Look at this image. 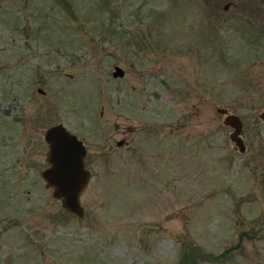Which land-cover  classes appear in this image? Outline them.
<instances>
[{"label": "rangeland", "instance_id": "374dc122", "mask_svg": "<svg viewBox=\"0 0 264 264\" xmlns=\"http://www.w3.org/2000/svg\"><path fill=\"white\" fill-rule=\"evenodd\" d=\"M263 108L264 0H0V264H264ZM57 122L81 218L39 174Z\"/></svg>", "mask_w": 264, "mask_h": 264}, {"label": "water", "instance_id": "95a60500", "mask_svg": "<svg viewBox=\"0 0 264 264\" xmlns=\"http://www.w3.org/2000/svg\"><path fill=\"white\" fill-rule=\"evenodd\" d=\"M114 76H122L124 69L114 65ZM41 91L40 88H38ZM224 113V122L234 128L236 143L243 148L239 137L242 128V120L235 113H228L224 108L218 109ZM260 118L264 119V108L259 112ZM44 139L47 143L45 160L47 165L40 170V175L45 181L46 187H51L52 195L59 199L62 207L69 213L83 217L84 205L81 195L86 190L91 179V171L87 167V148L83 140L70 130L63 122H57L48 126L44 131ZM123 140H119L121 144ZM243 235H249L242 230L238 234V242L233 247H238Z\"/></svg>", "mask_w": 264, "mask_h": 264}, {"label": "flooded vegetation", "instance_id": "af4514ba", "mask_svg": "<svg viewBox=\"0 0 264 264\" xmlns=\"http://www.w3.org/2000/svg\"><path fill=\"white\" fill-rule=\"evenodd\" d=\"M224 109H225V111L227 112V109L225 108V107H223ZM229 113V112H228ZM227 125H229V124H227ZM232 127V126H231ZM46 129V128H45ZM45 131V130H44ZM248 131H250V136H253V135H256V134H253V132L252 131H254V130H248ZM246 132L247 131H245L243 128H241V130H240V133L238 134L239 135V137L241 138V141H242V144H243V148L242 147H240L237 143H236V139H235V137L233 136L234 135V128L232 127V129L230 130V132H229V136H230V139L234 142V146H236L237 147V149L239 150V152L240 153H246L245 151H246V144H245V140L246 141H248V143H252V139L250 138V139H246ZM258 132H259V130H258ZM43 139H44V132H43ZM256 139H260L259 140V143H258V149H257V151L256 152H252V153H250L249 155H248V157H250V158H254L255 157V155H262V156H264V137L261 135V134H259L258 133V135L256 136ZM123 140V142L122 143H124V142H126L124 139H122ZM44 141H45V139H44ZM45 143H46V141H45ZM121 143V144H122ZM47 144V143H46ZM46 152V151H45ZM45 158V157H44ZM46 161V160H45ZM86 161H87V156H86ZM47 165V164H46ZM45 165V166H46ZM45 166H43L42 168H44ZM87 167H88V162H87ZM41 168V169H42ZM89 168V167H88ZM40 169V170H41ZM40 170H39V174H40ZM91 171V170H90ZM41 176V175H40ZM45 182V181H44ZM51 188V187H50Z\"/></svg>", "mask_w": 264, "mask_h": 264}]
</instances>
